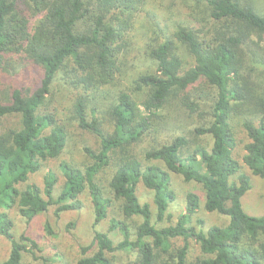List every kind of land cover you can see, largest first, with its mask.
Wrapping results in <instances>:
<instances>
[{
	"label": "trees",
	"instance_id": "trees-1",
	"mask_svg": "<svg viewBox=\"0 0 264 264\" xmlns=\"http://www.w3.org/2000/svg\"><path fill=\"white\" fill-rule=\"evenodd\" d=\"M147 2L0 0V76L14 73L23 79L32 69L37 78L28 90L18 84L0 88V119L16 116L20 124L16 130L0 132V236L11 246L0 264H23L25 254L44 259L34 239L15 235L12 211L27 224L50 205L62 204L56 214L78 211V197L86 189L94 225L106 220L109 212L113 216L108 231H95L74 264H188L189 242L200 252L190 264H264V215L244 212L241 199L251 188L250 178L240 173L234 157L237 120L249 139L242 163L264 179V14L244 0H204L211 20L206 31L187 21L166 26L156 22L145 44L155 71L134 81L136 92L145 96L138 103L119 92L106 111L110 132L97 117L94 95L116 82L128 47L126 37ZM177 45L184 48L189 64ZM58 75L81 93L74 104L76 118L81 129L97 138L98 148L84 149L91 160L84 169L62 165L65 181L55 201L57 179L52 173L42 189L18 186L43 162L58 158L66 146V128L44 108ZM204 87L214 89L216 96L209 98L208 91L206 99L192 101L189 95ZM173 102L191 113L204 112L200 115L206 118L193 130L200 141L180 134L156 141L138 156L137 144L154 132L151 119ZM106 170L110 177L104 184L99 175ZM172 174L199 185L204 198L188 193L176 222L158 227L150 207L140 204L137 187L141 183L152 193L156 219L162 221L175 199ZM199 209L226 216L227 225L197 229L192 219ZM177 239L184 244L174 249L171 241ZM117 252L131 253L132 259L119 262L109 257Z\"/></svg>",
	"mask_w": 264,
	"mask_h": 264
},
{
	"label": "rangeland",
	"instance_id": "rangeland-1",
	"mask_svg": "<svg viewBox=\"0 0 264 264\" xmlns=\"http://www.w3.org/2000/svg\"><path fill=\"white\" fill-rule=\"evenodd\" d=\"M244 1L249 2L259 13L264 14V0ZM152 14L155 15L156 19L151 18ZM173 21H187L205 31L211 25L204 0H148L144 10L136 17L132 31L126 37L128 47L121 56V69L116 82L114 85L99 88L94 95L96 98L94 103L98 106L97 117L103 129L112 131L106 111L116 102L119 92L130 94L138 103L143 100L145 92H136L134 81L143 73L155 71V63L145 53L147 37L149 33L155 31L156 22L166 26ZM177 47L178 54L184 63L189 64L184 48L179 45ZM36 82V72L32 69L23 79L18 78L14 73H5L0 76L1 89L3 87L7 88L8 85L18 84L28 90ZM201 90V92H197L194 95H189L190 99L198 103L203 98L206 99L208 91L210 94L209 98L213 99L216 96V91L212 88L204 87ZM79 94L81 93L78 90L70 88L65 83L62 75H58L55 78L44 108L47 112L55 115L57 123L66 128L68 133L67 143L58 158L43 162L39 171L30 175L26 183L18 186L19 189L23 190L27 185H36L42 189L46 175L52 173L57 179L53 193V199L56 201L65 181L61 170L62 165L67 163L84 169L91 164V160L84 152V149L90 147L93 150H97L98 140L91 132L79 127L74 109V104ZM198 111L191 113L174 102L166 109L159 111L157 113L158 117L151 119L154 124V132L144 137L137 144V155L141 157L142 153L156 141L163 143V141L170 140L180 134L185 135L192 141L199 142L200 140L194 136L193 130L206 117L204 114L200 115V113H204L202 110ZM87 118L89 119V115ZM234 122L237 139L234 157L241 165L240 173L246 174L250 178L251 184L250 190L241 199V205L244 212L248 215L262 216L264 215V179L252 175L242 163V157L245 154L244 147L249 142V139L243 131L241 123L237 120ZM19 126V118L16 116L0 119V132L16 130ZM108 176L110 177V172L108 173V170H106V172L99 175V178L106 184V180H109ZM234 180H236V177H234ZM171 183L175 199L169 204L162 221H157L156 219L157 212L153 204L152 193L141 183L137 187V196L140 204H147L150 207L153 221L156 220L158 227H167L169 224L176 222L177 216L185 210V197L188 193L198 195L202 201L204 198L201 187L195 183H185L179 176L174 174L171 175ZM78 199L82 203L80 210L56 214L57 208L62 204L50 205L43 214L36 217L29 224L22 218L20 219L16 211H12L11 217L14 221L15 235L19 237L24 234L34 239L42 251L41 255L46 259H40L38 258L39 256L34 258L30 254H25L23 264H74L76 260L81 258L80 248L88 246L92 242L95 231L103 233L108 231L109 219L113 216V213L109 212L108 218L95 226L94 209L89 191L86 189ZM199 221H203V224L201 225ZM227 223L228 218L226 216L218 213H208L203 209H199L192 219L194 227L204 230L210 226L223 227ZM47 227L50 232H48ZM111 237L113 239L117 238L114 234H111ZM171 243L174 249L183 247L184 244L181 239L172 240ZM10 248V243L0 236V263L7 259ZM131 255V253L128 254L127 252H117L110 254L109 257L119 262H127L132 259ZM199 256L200 252L197 245L189 242L188 264L194 262Z\"/></svg>",
	"mask_w": 264,
	"mask_h": 264
}]
</instances>
